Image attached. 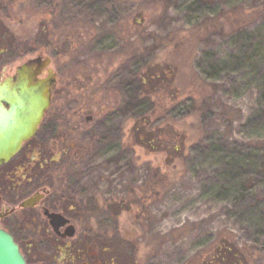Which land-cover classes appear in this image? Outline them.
I'll return each mask as SVG.
<instances>
[{"label":"rangeland","instance_id":"1","mask_svg":"<svg viewBox=\"0 0 264 264\" xmlns=\"http://www.w3.org/2000/svg\"><path fill=\"white\" fill-rule=\"evenodd\" d=\"M37 49L48 124L0 175L35 149L119 264H264V0H0V70Z\"/></svg>","mask_w":264,"mask_h":264},{"label":"flooded vegetation","instance_id":"2","mask_svg":"<svg viewBox=\"0 0 264 264\" xmlns=\"http://www.w3.org/2000/svg\"><path fill=\"white\" fill-rule=\"evenodd\" d=\"M19 67H24V72L34 81L46 79L50 74L55 77L49 106L38 131L43 124H48L58 73L52 56L37 49L20 64L3 67L0 82L17 77ZM29 140L22 144L20 151ZM34 153L35 149L28 150L24 161H34L33 165L44 168L45 160L34 159ZM55 156L53 153L49 161L56 163L59 158L55 159ZM24 161L12 171L0 175V228L12 236L25 264H119V229L102 223H88L87 214L79 212L77 201L63 193L60 182L56 183L60 184L58 186L46 187L40 178L31 176L29 169L34 171V166L30 164L28 169L29 163ZM19 169L21 175L17 173ZM31 197H36L35 204L23 207L22 203ZM51 213L59 218L52 220Z\"/></svg>","mask_w":264,"mask_h":264},{"label":"water","instance_id":"3","mask_svg":"<svg viewBox=\"0 0 264 264\" xmlns=\"http://www.w3.org/2000/svg\"><path fill=\"white\" fill-rule=\"evenodd\" d=\"M28 75L24 67H19L17 77L0 82V166L8 163L22 144L33 137L49 106L54 75L40 81ZM35 198L25 200L22 206H33ZM58 216L50 214L52 220H57ZM0 264H25L12 236L1 228Z\"/></svg>","mask_w":264,"mask_h":264},{"label":"trees","instance_id":"4","mask_svg":"<svg viewBox=\"0 0 264 264\" xmlns=\"http://www.w3.org/2000/svg\"><path fill=\"white\" fill-rule=\"evenodd\" d=\"M150 79H153V77L151 75H148V74L140 77V81L142 82V84L148 83Z\"/></svg>","mask_w":264,"mask_h":264}]
</instances>
